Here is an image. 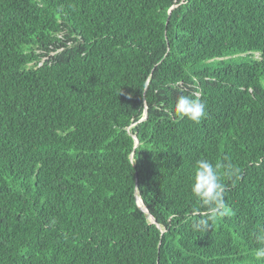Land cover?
<instances>
[{
  "label": "trees",
  "instance_id": "trees-1",
  "mask_svg": "<svg viewBox=\"0 0 264 264\" xmlns=\"http://www.w3.org/2000/svg\"><path fill=\"white\" fill-rule=\"evenodd\" d=\"M200 159L240 169L208 230ZM258 234L264 0H0V264H264Z\"/></svg>",
  "mask_w": 264,
  "mask_h": 264
},
{
  "label": "clouds",
  "instance_id": "clouds-1",
  "mask_svg": "<svg viewBox=\"0 0 264 264\" xmlns=\"http://www.w3.org/2000/svg\"><path fill=\"white\" fill-rule=\"evenodd\" d=\"M175 112L181 118L199 123L207 115L206 103L199 97L179 95L175 103ZM223 167V172H221ZM240 169L232 163L213 164L207 159H200L196 162L191 182V193L197 198L205 209L193 223L195 230H208L211 223L218 219L234 215L233 210L225 201L226 186L223 178L238 180ZM257 241L262 245L255 250L257 259H264V234L256 236Z\"/></svg>",
  "mask_w": 264,
  "mask_h": 264
},
{
  "label": "water",
  "instance_id": "water-1",
  "mask_svg": "<svg viewBox=\"0 0 264 264\" xmlns=\"http://www.w3.org/2000/svg\"><path fill=\"white\" fill-rule=\"evenodd\" d=\"M134 137H135V139H136V143H138V138H137V136L136 135H134ZM139 199H141L139 196L137 197V202H138V205H139V207L143 210V211H145L151 218H152V220L154 221V222H157L156 221V219L154 218V216L149 212V210H148V208L145 206V208H142L141 207V205H140V203H139Z\"/></svg>",
  "mask_w": 264,
  "mask_h": 264
},
{
  "label": "bare ground",
  "instance_id": "bare-ground-1",
  "mask_svg": "<svg viewBox=\"0 0 264 264\" xmlns=\"http://www.w3.org/2000/svg\"><path fill=\"white\" fill-rule=\"evenodd\" d=\"M145 118V117H144ZM141 201V203H143L142 199H139ZM142 207V206H141ZM142 208H145V207H142Z\"/></svg>",
  "mask_w": 264,
  "mask_h": 264
}]
</instances>
